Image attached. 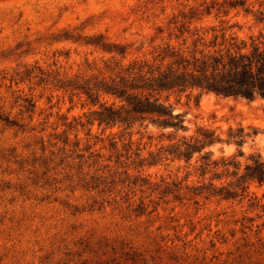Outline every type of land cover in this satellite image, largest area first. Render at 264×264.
Masks as SVG:
<instances>
[{"label":"rangeland","instance_id":"374dc122","mask_svg":"<svg viewBox=\"0 0 264 264\" xmlns=\"http://www.w3.org/2000/svg\"><path fill=\"white\" fill-rule=\"evenodd\" d=\"M204 1L213 0H0V70L39 65L69 77L94 73L88 63L95 61L100 66L110 54L55 38L73 29L86 35L103 34L110 41L133 44L130 59L148 51L157 25ZM249 3L254 9L264 7L261 0ZM221 18L212 14L197 24H219ZM229 18L242 25L241 36L259 28L242 9L231 10ZM5 84L10 85L8 81ZM17 89L34 96L37 110L34 120H26L29 124L25 130L0 124V264H264V212L251 208L246 200L201 198L194 204L170 194L161 200L157 212L136 217L114 204L104 203L99 208L102 200L96 191H72L68 182L42 186V179L35 184V175L42 176L44 170L33 164L42 154L40 139L44 137L48 155L50 135L66 129L61 117L85 121L84 114L96 107L26 81L18 87H0V105L13 116L20 112L18 105L12 108L20 94H12ZM177 112L186 115L189 128L179 131L178 136L193 134L198 126L216 129L223 137L230 127L243 126L251 132L257 129L243 150L246 156L255 151L264 155V99L204 92L198 101L183 97ZM42 128L46 130L41 132ZM76 132L82 146L90 144L106 158L112 153L109 138L120 134L117 127L104 130L98 123L78 126L71 131V139ZM169 132L171 129L149 124L140 133L135 131L133 141L146 157L149 151L170 143L161 136ZM212 149L215 157H221L237 153L238 148L218 143ZM239 159L243 163L246 160ZM184 166V161H163L146 166L143 173L153 182L181 180L186 174ZM198 180L195 175L188 182L198 185ZM251 190L260 198L264 196V184L254 183ZM150 193L147 190L144 196ZM140 195L137 192L136 197ZM94 198L98 203L91 209ZM151 198L158 200L156 194L147 199ZM132 253L136 254L134 260L128 258Z\"/></svg>","mask_w":264,"mask_h":264},{"label":"trees","instance_id":"16d2710c","mask_svg":"<svg viewBox=\"0 0 264 264\" xmlns=\"http://www.w3.org/2000/svg\"><path fill=\"white\" fill-rule=\"evenodd\" d=\"M263 4L261 0L260 5ZM237 9L253 17L255 26L259 27L256 32L239 34L242 25L229 18L231 10ZM212 14L216 19L222 17L219 24H197ZM155 30L148 51L130 59L133 44L113 42L103 34L86 35L76 29L59 34L57 41L72 40L110 54L101 60L100 66L95 61L88 63L95 70L91 74L69 77L59 71H45L39 65L0 70V87L9 89L28 81L62 91L71 101L77 98L84 105L96 107L84 114L85 121L61 117L66 129L50 135L48 155H45L48 146L44 137L40 139L42 154L34 158L33 164L44 170L42 176L35 175L34 183L38 184L40 179L44 180L42 186L68 182L72 191L77 188L96 191L102 200L99 208L104 203L114 204L128 216L154 214L161 200L170 194L194 204H199L201 198L246 200L251 208L264 212V196L260 198L251 190L254 183L264 184V155L255 151L246 156L243 150L257 129L251 132L243 126L230 127L223 137L216 129L198 126L193 134L178 136L179 131L189 128L186 115L177 112L183 97L198 101L204 92L246 100L264 99V7L254 9L249 0L204 1L198 7L171 16ZM6 81L10 85L6 86ZM17 92L20 94L15 96L12 108L18 105L20 112L13 116L0 105V124L25 130L34 120L37 103L33 95L22 94L20 89L12 94ZM94 123L104 130L119 129L120 134L109 138L112 153L107 158L90 144L82 146L77 132L70 138L71 131L78 126ZM149 124L171 129L168 134H161L170 143L149 151L144 157L142 149L135 146L133 135ZM45 130L42 128L41 132ZM87 135L91 136V130ZM218 143L235 144L237 153L215 157L212 148ZM243 157L244 163L239 159ZM163 161H184L185 176L181 180L153 182L149 175H144L146 166ZM195 175L200 179L198 185L188 182ZM147 190L151 193L144 196ZM137 192L141 193L139 197ZM153 194L158 200L147 199ZM96 203L94 198L90 208ZM135 256L132 253L128 258L134 260Z\"/></svg>","mask_w":264,"mask_h":264}]
</instances>
